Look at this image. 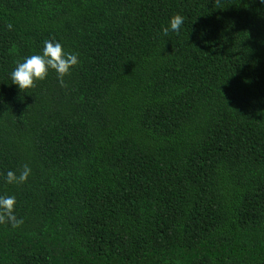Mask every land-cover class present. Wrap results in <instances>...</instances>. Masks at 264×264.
Listing matches in <instances>:
<instances>
[{"label":"trees","instance_id":"obj_1","mask_svg":"<svg viewBox=\"0 0 264 264\" xmlns=\"http://www.w3.org/2000/svg\"><path fill=\"white\" fill-rule=\"evenodd\" d=\"M0 195V264H264V4L0 0Z\"/></svg>","mask_w":264,"mask_h":264},{"label":"clouds","instance_id":"obj_2","mask_svg":"<svg viewBox=\"0 0 264 264\" xmlns=\"http://www.w3.org/2000/svg\"><path fill=\"white\" fill-rule=\"evenodd\" d=\"M264 4V0H260ZM184 24V17L180 14L172 16L162 29L166 36L171 32H179ZM79 58L77 53H70L63 49L62 44L56 40H45L42 52L32 54L22 61L16 62L15 67L11 71L10 79L12 85L17 86L21 90H27L35 85V81L44 80L49 71H54L58 79L63 81V77L68 75L72 68L78 66ZM31 169L25 165L17 174L9 170L5 173L4 179L8 184H22L27 181ZM16 198L12 195H0V224L5 221L9 222L13 228L23 223L14 214Z\"/></svg>","mask_w":264,"mask_h":264}]
</instances>
